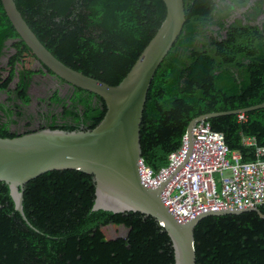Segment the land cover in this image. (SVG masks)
<instances>
[{
    "label": "trees",
    "instance_id": "trees-1",
    "mask_svg": "<svg viewBox=\"0 0 264 264\" xmlns=\"http://www.w3.org/2000/svg\"><path fill=\"white\" fill-rule=\"evenodd\" d=\"M183 1L184 26L154 74L140 125L141 159L154 173L179 149L192 119L264 103V0ZM14 3L55 58L110 86L125 77L165 16L162 0ZM11 48L6 67H0V138L43 129L91 130L101 121L106 108L99 96L65 83L38 61L37 70L23 67L24 55L35 57L0 3V58ZM37 75L55 78L66 91L38 97L33 113L29 89ZM243 113V122L237 114L206 122L249 162L255 147L241 140L253 137L264 147V108ZM94 192L90 175L50 171L24 185L22 216L8 184L0 181V264H174L171 240L154 218L92 211ZM257 210L263 217L250 210L201 219L193 234L195 264H264V207ZM109 225L133 227L123 257L114 241L93 239Z\"/></svg>",
    "mask_w": 264,
    "mask_h": 264
},
{
    "label": "water",
    "instance_id": "water-1",
    "mask_svg": "<svg viewBox=\"0 0 264 264\" xmlns=\"http://www.w3.org/2000/svg\"><path fill=\"white\" fill-rule=\"evenodd\" d=\"M165 16L135 63L116 86L88 77L64 65L37 39L16 8L14 0H0L10 24L35 59L65 83L99 96L105 103L101 121L91 130L65 132L43 129L14 138H0V181L8 184L15 210L22 216L23 187L30 180L59 170H77L90 175L95 192L92 211L138 212L154 218L171 240L174 264H195L194 227L207 216L240 214L254 210H220L202 213L179 224L162 203L156 189L144 187L138 176L141 159L139 131L144 104L154 74L185 23L183 0H162ZM264 108V103L243 109ZM224 111L191 120L186 136L189 150L192 128L200 121L234 115ZM20 188V190H19Z\"/></svg>",
    "mask_w": 264,
    "mask_h": 264
},
{
    "label": "built area",
    "instance_id": "built-area-1",
    "mask_svg": "<svg viewBox=\"0 0 264 264\" xmlns=\"http://www.w3.org/2000/svg\"><path fill=\"white\" fill-rule=\"evenodd\" d=\"M246 116L237 113V121ZM181 146L168 156V164L154 173L142 159L137 163L141 184L156 189L166 182L160 197L179 224L209 211L249 210L264 207V147L253 137H242V145L255 147V159L243 162L230 151L223 135L206 121L197 122Z\"/></svg>",
    "mask_w": 264,
    "mask_h": 264
},
{
    "label": "rangeland",
    "instance_id": "rangeland-1",
    "mask_svg": "<svg viewBox=\"0 0 264 264\" xmlns=\"http://www.w3.org/2000/svg\"><path fill=\"white\" fill-rule=\"evenodd\" d=\"M238 16V13H237ZM11 42H8L7 45L9 46ZM13 49H9L4 56L0 58V67L4 68L6 67V61L7 58L11 53H13ZM23 67L31 70H37L40 65L32 56L24 55L22 59ZM22 67L21 65H18L17 68L19 69ZM17 69V70H18ZM6 75V72L3 73V76ZM15 80L13 81V83ZM12 83V86H13ZM57 89L60 94H63L66 91V85H60L58 81L51 77V76H42L37 75L34 77L33 82L30 86L29 93L32 96V104L30 107V110L35 113L36 109L38 107L37 98L38 97H44L46 95H49L53 90ZM4 98V95L0 94V101H2ZM133 229V227H123V226H113L109 225L103 228H100L95 234L93 239L98 241L99 239H105V240H111L116 243V250L119 256L121 255L123 257V251L125 249L124 247V239L126 238L127 234ZM124 259V258H123ZM123 264H138L137 262L128 263L127 260L124 259Z\"/></svg>",
    "mask_w": 264,
    "mask_h": 264
}]
</instances>
